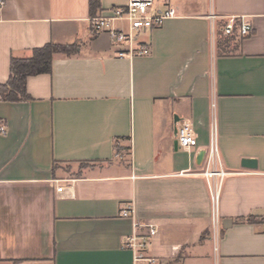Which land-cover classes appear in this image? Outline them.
<instances>
[{
	"label": "crops",
	"instance_id": "obj_1",
	"mask_svg": "<svg viewBox=\"0 0 264 264\" xmlns=\"http://www.w3.org/2000/svg\"><path fill=\"white\" fill-rule=\"evenodd\" d=\"M127 1L99 0L90 15L88 0H0V85L11 59L71 48L26 79L28 100H0V264H264V0H154L176 17L132 58L89 22ZM230 19L251 33L224 35ZM174 116L193 128L189 151ZM213 125L226 173L216 229L195 163ZM133 221L155 229L148 260L124 245Z\"/></svg>",
	"mask_w": 264,
	"mask_h": 264
},
{
	"label": "built area",
	"instance_id": "obj_2",
	"mask_svg": "<svg viewBox=\"0 0 264 264\" xmlns=\"http://www.w3.org/2000/svg\"><path fill=\"white\" fill-rule=\"evenodd\" d=\"M176 17V12L172 7H165L163 10H156L154 0H128L124 6L114 7L109 10L105 16H96L89 20L93 32H106L111 44L115 46L118 57H142L149 54V46L140 41L139 37L148 30L159 27L165 20ZM115 23L124 24L126 27L116 28ZM236 29L240 38H245L251 33V26L239 21L238 25H234L233 19L223 26L221 31L224 35H229ZM4 129L0 127V133ZM176 146L184 151H189L196 146L193 128L189 121L182 120L176 125L175 134ZM217 163V145L215 136V127L211 130V138L208 149L204 155V170L200 173L207 181L208 190L211 197L213 208L212 223L216 229L217 219V203L219 197L220 181L226 175L222 170L215 169ZM182 174V173H181ZM217 179L218 183L212 184L210 181ZM123 218L133 219V207H127L120 211ZM133 231L126 237L124 245L129 249L134 259L137 261L148 260L145 257L151 238L155 235V229L151 225H146L148 229L146 234L138 233V223L133 221Z\"/></svg>",
	"mask_w": 264,
	"mask_h": 264
},
{
	"label": "trees",
	"instance_id": "obj_3",
	"mask_svg": "<svg viewBox=\"0 0 264 264\" xmlns=\"http://www.w3.org/2000/svg\"><path fill=\"white\" fill-rule=\"evenodd\" d=\"M88 7L90 15H93L99 9V0H88ZM70 53V47L49 43L42 48L32 50L29 58L11 59L9 78L4 85H0V100L10 103L28 100L25 89L26 79L29 76L50 73L54 56H67ZM115 150L119 149L115 146ZM247 221L250 222L251 219Z\"/></svg>",
	"mask_w": 264,
	"mask_h": 264
},
{
	"label": "water",
	"instance_id": "obj_4",
	"mask_svg": "<svg viewBox=\"0 0 264 264\" xmlns=\"http://www.w3.org/2000/svg\"><path fill=\"white\" fill-rule=\"evenodd\" d=\"M179 121H180V119H178L177 117L174 116V121H173V123H174V130H173L174 134H176V125ZM204 155H205V151L204 150L200 151L196 156L195 163L199 165L203 161ZM255 164H256L255 161L250 160V159H243L241 161V166L245 167V168H252L253 169V168H255Z\"/></svg>",
	"mask_w": 264,
	"mask_h": 264
}]
</instances>
